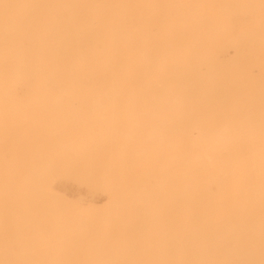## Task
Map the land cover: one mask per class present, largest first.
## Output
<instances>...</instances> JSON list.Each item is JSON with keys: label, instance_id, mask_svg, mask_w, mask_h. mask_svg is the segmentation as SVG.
Segmentation results:
<instances>
[{"label": "rangeland", "instance_id": "374dc122", "mask_svg": "<svg viewBox=\"0 0 264 264\" xmlns=\"http://www.w3.org/2000/svg\"><path fill=\"white\" fill-rule=\"evenodd\" d=\"M167 2L174 23L162 33L158 14L149 37L205 53L132 58L114 102H22L8 119L49 135L17 149L0 187V245L19 219L36 264H264V0Z\"/></svg>", "mask_w": 264, "mask_h": 264}, {"label": "bare ground", "instance_id": "6f19581e", "mask_svg": "<svg viewBox=\"0 0 264 264\" xmlns=\"http://www.w3.org/2000/svg\"><path fill=\"white\" fill-rule=\"evenodd\" d=\"M170 5L167 0H0V187H8L13 180L17 149L25 141L49 135L45 121L36 116L23 118L16 127L8 125L22 102L33 106L45 101L68 106L114 102L116 90L123 81L128 84L129 74L135 73L132 58L145 63L153 55L192 57L205 53L196 39L149 37L150 26L159 21L158 14L165 19L158 23L162 33L174 23L168 18ZM7 18L8 22L4 21ZM182 34L191 35L187 29ZM145 82L142 78L141 84ZM18 87L23 89L22 96L17 94ZM40 111L44 115L49 109ZM59 120L52 118L48 123L57 133ZM22 181L23 172L14 182ZM14 225L19 237L0 245V264H21L22 253L28 255L29 264H36L21 221ZM57 252L53 248L51 257Z\"/></svg>", "mask_w": 264, "mask_h": 264}]
</instances>
